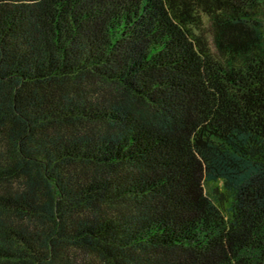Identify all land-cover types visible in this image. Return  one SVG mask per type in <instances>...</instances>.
I'll use <instances>...</instances> for the list:
<instances>
[{
    "label": "trees",
    "instance_id": "obj_1",
    "mask_svg": "<svg viewBox=\"0 0 264 264\" xmlns=\"http://www.w3.org/2000/svg\"><path fill=\"white\" fill-rule=\"evenodd\" d=\"M0 264H264V0H0Z\"/></svg>",
    "mask_w": 264,
    "mask_h": 264
}]
</instances>
